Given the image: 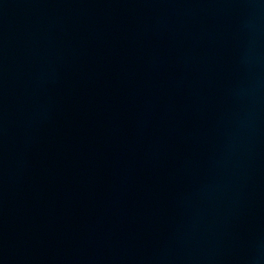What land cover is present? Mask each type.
<instances>
[{"label":"water","instance_id":"95a60500","mask_svg":"<svg viewBox=\"0 0 264 264\" xmlns=\"http://www.w3.org/2000/svg\"><path fill=\"white\" fill-rule=\"evenodd\" d=\"M0 264H264V0H0Z\"/></svg>","mask_w":264,"mask_h":264}]
</instances>
